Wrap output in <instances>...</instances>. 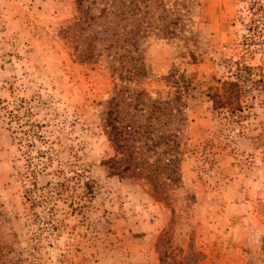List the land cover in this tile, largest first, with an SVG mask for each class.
<instances>
[{"label":"rangeland","instance_id":"1","mask_svg":"<svg viewBox=\"0 0 264 264\" xmlns=\"http://www.w3.org/2000/svg\"><path fill=\"white\" fill-rule=\"evenodd\" d=\"M0 264H264V0H0Z\"/></svg>","mask_w":264,"mask_h":264},{"label":"trees","instance_id":"2","mask_svg":"<svg viewBox=\"0 0 264 264\" xmlns=\"http://www.w3.org/2000/svg\"><path fill=\"white\" fill-rule=\"evenodd\" d=\"M80 1V0H79ZM235 80H226L223 82V84L218 86H209L208 95L211 98L213 104L215 107H221V106H229L233 107L235 104V96L233 94V89L239 86L240 77L238 75L236 76ZM223 90V91H222ZM16 115H11V119H14ZM113 127H116L113 125V122L110 123ZM21 133L24 134V131H19V139L22 140ZM35 185V182L33 183ZM27 191L30 192L31 189L28 187Z\"/></svg>","mask_w":264,"mask_h":264}]
</instances>
